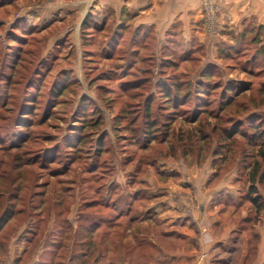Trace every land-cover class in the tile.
<instances>
[{"label":"rangeland","instance_id":"obj_1","mask_svg":"<svg viewBox=\"0 0 264 264\" xmlns=\"http://www.w3.org/2000/svg\"><path fill=\"white\" fill-rule=\"evenodd\" d=\"M61 1L0 0V209L21 212L0 245L172 264L175 203L264 217V0H157L151 26L141 0Z\"/></svg>","mask_w":264,"mask_h":264},{"label":"crops","instance_id":"obj_2","mask_svg":"<svg viewBox=\"0 0 264 264\" xmlns=\"http://www.w3.org/2000/svg\"><path fill=\"white\" fill-rule=\"evenodd\" d=\"M156 1L152 0L146 3L141 0L139 3L132 5L134 8L138 7L137 10H134L135 13H143L145 11L148 15L145 19H141L138 16L139 22L150 26L155 24V22H159L160 18L157 20L156 18L149 19L150 16H154L155 13L159 12ZM178 1L177 3L175 0L176 8L172 9V14L189 11L196 12L197 6L193 10L190 9H192V5L197 0H188L189 8L179 7L181 1ZM240 1L220 0V3H223L224 6H232L235 11L234 8ZM116 2L117 0L61 1L64 5L73 4L74 11L80 14L86 12L91 4L95 7L100 5L116 7ZM129 3H133V0H128L127 5H131ZM182 203L180 202V204ZM184 204L186 205V203ZM177 209L179 208L176 207L175 203V206H172V264H264L263 216L259 217L257 222H253L247 219V216L241 217L234 212L219 216L202 213L196 217L193 213H182L177 211ZM245 225H249V228H244ZM10 243L11 240H8L7 245H0V264H50L49 262L40 261V254L38 255L36 252L30 260L26 259L25 257L29 254V248L26 245L30 244L26 243L25 245L23 243L25 246L15 245L13 248ZM155 247L156 245L152 246V249H155ZM3 248L6 249L5 252H3ZM140 248L138 247L137 249L139 250ZM200 256L204 259L202 258L200 262H197Z\"/></svg>","mask_w":264,"mask_h":264},{"label":"trees","instance_id":"obj_3","mask_svg":"<svg viewBox=\"0 0 264 264\" xmlns=\"http://www.w3.org/2000/svg\"><path fill=\"white\" fill-rule=\"evenodd\" d=\"M261 178L264 179V174H262ZM254 179H255V177L252 176V178H251L252 183H254ZM252 183H251V185L253 186ZM252 193L256 194L255 188H252ZM2 196H3V192H0V200L2 199ZM14 199H16V197ZM250 201H251V203H253L255 205V207H257L258 212L263 209V205L261 202H258V198L251 197ZM11 205H12V203L9 202L3 209H0V241L1 242L4 239V234H3L4 228L10 223V221L14 218V216L16 214H18V215L21 214V212L19 210L17 212H15ZM26 241H27V244H31L33 242V240L31 238H27ZM51 244L54 246H57V244L54 241H52ZM53 252L55 254V251H53ZM81 257H84V256H81ZM72 259H74V258H70L68 262L71 263ZM43 262H46V261H43ZM49 263L52 264L51 262H49ZM80 264H85V262L83 261Z\"/></svg>","mask_w":264,"mask_h":264},{"label":"built area","instance_id":"obj_4","mask_svg":"<svg viewBox=\"0 0 264 264\" xmlns=\"http://www.w3.org/2000/svg\"><path fill=\"white\" fill-rule=\"evenodd\" d=\"M202 260V258L199 260V262Z\"/></svg>","mask_w":264,"mask_h":264}]
</instances>
